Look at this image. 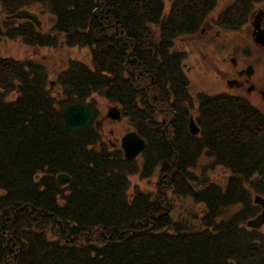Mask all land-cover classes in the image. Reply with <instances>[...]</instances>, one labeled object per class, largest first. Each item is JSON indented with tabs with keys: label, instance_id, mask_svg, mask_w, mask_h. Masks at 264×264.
Here are the masks:
<instances>
[{
	"label": "trees",
	"instance_id": "obj_1",
	"mask_svg": "<svg viewBox=\"0 0 264 264\" xmlns=\"http://www.w3.org/2000/svg\"><path fill=\"white\" fill-rule=\"evenodd\" d=\"M45 1L49 30L6 18ZM165 1L0 0V40L59 37L92 55L58 74L62 99L43 63L0 57V264H264V233L247 226L264 196V113L240 95L190 90L176 40L196 34L220 0H171L168 11ZM263 1L234 0L214 24L239 30ZM99 93L146 140L142 163L107 148L96 123L67 127L62 107ZM202 156L229 172L224 185L195 172ZM61 172L72 177L65 186ZM137 172L157 174L159 193L130 192ZM169 190L202 205L197 220L173 218Z\"/></svg>",
	"mask_w": 264,
	"mask_h": 264
},
{
	"label": "rangeland",
	"instance_id": "obj_2",
	"mask_svg": "<svg viewBox=\"0 0 264 264\" xmlns=\"http://www.w3.org/2000/svg\"><path fill=\"white\" fill-rule=\"evenodd\" d=\"M233 1L234 0H220L216 10L206 18L200 31L196 32L193 36H183L176 40V48L185 54L183 66L191 81L190 90L192 94H194V97L199 92L211 94L228 92L236 94V92L239 91L233 86L227 85V79L232 78V71L246 66L250 63V60L254 63L257 73L264 75V49L253 41L251 34L248 32L250 31L249 26L247 25L243 31H231L217 27L214 24L213 18L218 16L220 11ZM165 4V9L168 11L171 0H166ZM257 8L264 9V2L259 3ZM32 9L39 14L42 20V26L45 29L49 30L53 28L55 19L46 1L41 2V6L34 5ZM2 18L3 15L0 14V21H2ZM4 26L6 25L4 24L3 27ZM245 44L249 45L250 54L243 53ZM241 48L242 50L240 51ZM233 56H237V67L231 63V57ZM0 57H10L20 60L32 57L35 58L37 62L43 63L48 71L47 86L57 99L63 98L62 90L57 81L58 74L67 67L71 59L82 60L92 65V55L87 46L70 47L63 42L62 38L59 39V37L57 43L52 46L29 45L19 37H2L0 40ZM254 78H256V76ZM249 96V100H251L254 105L261 108L259 106L260 98L258 94L254 93ZM8 97L12 98L13 95H8ZM92 101L97 110V119L100 121V132L107 148H121L120 139L127 132L133 130L128 118L126 116H123L120 120L109 118L107 113L109 107L113 104L109 102L103 94H95ZM193 105L192 114L196 117L197 103L195 102ZM137 161L139 163L143 162L142 155L137 157ZM140 171H142V169ZM195 172H203L221 185L226 183L229 175L226 169L218 166L213 167L210 159L206 156H202L199 159ZM130 181V192L135 188H141L153 194L159 193L157 174L144 178L137 172L130 175ZM169 193L172 195L170 190ZM172 196L174 208L171 215L174 219L184 217L189 220H197V217H199L202 211L201 204L195 202L190 196ZM229 214L230 212L225 216ZM260 230L264 233V225Z\"/></svg>",
	"mask_w": 264,
	"mask_h": 264
},
{
	"label": "water",
	"instance_id": "obj_3",
	"mask_svg": "<svg viewBox=\"0 0 264 264\" xmlns=\"http://www.w3.org/2000/svg\"><path fill=\"white\" fill-rule=\"evenodd\" d=\"M194 0H187V3H191ZM10 18L29 19L33 21L40 29L42 28V21L38 14L27 9L18 10ZM256 41L264 46V30H255ZM252 72L249 67L248 74ZM2 92V89H0ZM96 109L92 101L88 102H75L68 104L62 108V114L65 119L67 127L72 131H82L86 129L96 117ZM108 117L114 120H120L122 118V112L118 106H112L108 111ZM99 124V122H97ZM190 131L195 135L199 133V127L194 118L190 117L189 123ZM146 141L136 131H129L121 138V145L124 150V155L127 159L135 158L145 147ZM59 185H66L72 181V177L67 173H60L57 176ZM255 202L262 206V212L255 218L250 219L247 225L255 229H260L264 224V197L257 194L255 196Z\"/></svg>",
	"mask_w": 264,
	"mask_h": 264
},
{
	"label": "flooded vegetation",
	"instance_id": "obj_4",
	"mask_svg": "<svg viewBox=\"0 0 264 264\" xmlns=\"http://www.w3.org/2000/svg\"><path fill=\"white\" fill-rule=\"evenodd\" d=\"M264 2V1H263ZM262 2H257L256 8H253L248 21L246 24L241 27L238 31H243L245 27L248 25L250 28L249 34H251V37L253 41L260 45L262 49H264V46L261 43H258L256 41V34L255 30L258 29H263L264 30V9L263 8H257V5ZM34 5H39L41 6V2L34 3ZM38 7V6H37ZM205 30V29H203ZM247 32V31H244ZM242 32V33H244ZM226 46L228 47V44L226 43ZM242 48L240 49V51ZM243 53H248L250 54V47L249 45L245 44L243 48ZM250 63H248L246 66H243L241 68L235 69L232 71V78L227 79V85L233 86L235 89H237L236 95H241L244 96L249 100L250 96L254 93H257L259 98H260V103L259 106L263 109L264 111V75H260L257 73L256 67L254 63L250 60ZM231 63L237 67L238 65V60L237 56L231 57ZM249 67H251V74H248ZM256 76V78H254ZM235 94V93H233ZM251 101V100H250ZM97 118V117H96ZM95 118V120H96ZM99 122V120L95 123ZM98 124V123H97ZM100 124V122H99Z\"/></svg>",
	"mask_w": 264,
	"mask_h": 264
}]
</instances>
